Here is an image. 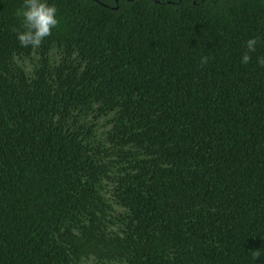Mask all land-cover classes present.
I'll use <instances>...</instances> for the list:
<instances>
[{
	"label": "trees",
	"instance_id": "16d2710c",
	"mask_svg": "<svg viewBox=\"0 0 264 264\" xmlns=\"http://www.w3.org/2000/svg\"><path fill=\"white\" fill-rule=\"evenodd\" d=\"M48 2L33 49L0 0V264H264V0Z\"/></svg>",
	"mask_w": 264,
	"mask_h": 264
},
{
	"label": "clouds",
	"instance_id": "9594fccd",
	"mask_svg": "<svg viewBox=\"0 0 264 264\" xmlns=\"http://www.w3.org/2000/svg\"><path fill=\"white\" fill-rule=\"evenodd\" d=\"M57 8L51 5L48 0H24L23 7L17 11V15L22 18L24 31L17 33V39L22 47L33 49L42 46L46 38L52 35L59 20L57 18ZM259 38H251L246 43L247 51L242 55L241 63L248 65L252 62L253 54L256 53ZM209 57L201 59L202 65H207ZM258 63L264 66V57L258 58ZM259 253H257L258 255Z\"/></svg>",
	"mask_w": 264,
	"mask_h": 264
}]
</instances>
